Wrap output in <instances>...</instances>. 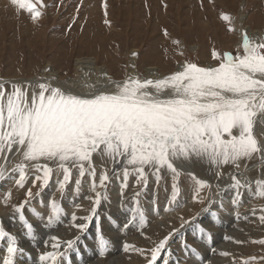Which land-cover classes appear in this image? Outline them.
I'll list each match as a JSON object with an SVG mask.
<instances>
[{
	"label": "snow or ice",
	"instance_id": "1",
	"mask_svg": "<svg viewBox=\"0 0 264 264\" xmlns=\"http://www.w3.org/2000/svg\"><path fill=\"white\" fill-rule=\"evenodd\" d=\"M37 3L42 4V0ZM11 4L19 10H26L33 22L42 16L32 0H11ZM221 18L228 22L230 31H235L229 14L222 13ZM212 58L215 63L209 65L178 62L176 70L160 78H145L139 74L128 75L122 80L109 78L107 86L97 87L89 93L69 90L55 77L37 84L0 81V154H5V160L8 159L6 153L14 152L21 157L11 169L19 173L15 183L23 187L27 169L31 166L40 173L35 176L33 184L40 181L43 188L50 182L54 165L57 170H62L63 179L58 181V190L63 192L73 168L78 170L80 177L85 173L95 177L93 157L98 155L109 157L114 163H123L122 193L130 172L136 174L137 184L143 183L146 187V169L159 183L160 172L166 168L172 173L171 195L175 201L180 176L174 163L177 160L207 158L213 165L221 166L254 154H260L264 159V142L258 140L253 131L258 116L264 122V41L254 42L244 30L242 45L235 54L213 49ZM5 83L11 85L10 90L5 88ZM3 178L4 168L0 166V179ZM108 179L107 172H104L100 186H105ZM231 179V188L235 190L232 203L236 205L241 199L239 190L249 188L250 184H242L236 175ZM196 182L199 186H207L205 181ZM80 184L81 180L77 179V193ZM256 185L258 195L264 197V180H257ZM95 189L93 179L92 190ZM26 196H33L31 189ZM88 199L92 200L89 214L77 217L74 212L71 219L78 232H85L90 223H95L100 254L103 255L109 241L104 238L100 224L98 208L102 197L97 192L95 199ZM27 202L26 199L15 206V211L20 213L19 219L31 238L33 225L23 215ZM50 206L52 214L47 221L52 224L60 219L63 209L54 200L50 201ZM132 211L133 218L127 220L123 228L128 229L138 214L143 229L145 214L138 201ZM78 219L83 222L76 223ZM198 219V215L191 220L182 219L180 227ZM259 219L264 223V215ZM197 228L199 233L211 239L210 231L203 225L198 224ZM178 231L173 228L158 242H153L154 246L149 249L137 248L127 241L123 248L139 252L145 257L146 264H170L172 250L168 243ZM5 239L6 253L0 257V262L16 264L17 254L25 250L18 247L17 236L6 231L0 222V241ZM49 239L52 251L39 255L42 264H72L69 253L80 251L81 236L74 235L67 240L51 236ZM44 243L47 247L49 241ZM259 243L264 244V239ZM181 248L191 253L197 251L186 238L182 240ZM256 259L250 257L244 264H251ZM259 259L264 260V257Z\"/></svg>",
	"mask_w": 264,
	"mask_h": 264
},
{
	"label": "rangeland",
	"instance_id": "2",
	"mask_svg": "<svg viewBox=\"0 0 264 264\" xmlns=\"http://www.w3.org/2000/svg\"><path fill=\"white\" fill-rule=\"evenodd\" d=\"M32 2L42 12V16L37 22L32 21L26 10H19L17 6L12 5L11 0H0V80L5 82L27 84L26 80L41 75L40 72L46 65H51L53 70L62 78L71 77L73 75V61L81 56L93 57L96 63L105 65L108 68L111 78L122 80L127 76L126 62L130 51L137 53L134 56L136 57L134 63L142 77H145L143 70L146 66H156L161 74L165 75L174 71L178 62L190 61L201 65L214 64L213 49L221 53L231 51L235 54L242 45L239 32L229 30L228 22L221 18L222 13H227L232 17L235 29L240 21L239 16L243 13L245 18L242 19L241 23L244 26L253 31L264 33V0H42V4L37 3V0H32ZM176 41H179V43H175ZM194 45H196V50L191 51L189 47ZM5 88L10 90L11 85L5 83ZM2 156L3 154H0V158ZM258 156V154H254L250 158H241L236 163L230 162L227 169H232L241 160L243 164L247 165L245 167L254 165L259 161ZM20 159L21 157L16 154L15 162L11 166L6 165L4 178L0 179V216L2 214L6 215L5 221L10 226L13 225L11 226L13 232L17 230L14 224L22 222L19 219L20 213L15 211V206L26 199L28 200L23 208V215L27 220L32 221L35 229V225L40 224V219H45L43 215L52 214L51 206L49 210L41 208L40 203L46 197L42 196L43 191L49 194L44 199L45 203L48 200L49 203L54 200L62 209H66L68 204L72 206L71 209H77L75 206L81 205V202L85 200L82 199L85 192L88 193V196L95 192L92 190L94 179L96 187L98 186L101 189L102 198L110 193V196H119L120 194L128 196L134 190H137L127 201L134 202L135 208L138 201L140 209L144 214H147L145 220L150 221L152 224L161 219L157 210H160L162 206L165 210L170 208L167 214L171 218L174 217L172 220L175 222V225L171 226L172 229H183L184 232L179 238H175L173 235L168 243V248L172 250L171 257L177 255V258L179 257V260H181L180 264H195V261H197V264H205L206 262L210 264H244V261L249 260L250 257L257 258L251 261V264H264V260L259 259L264 257V244L259 243L260 240L264 239V223L259 219L261 215H264V197L258 195L256 183L253 189L249 187L248 189L239 190L241 199L236 205L232 203L235 190L228 187V185L222 187L224 190L222 203L226 202V207L221 206L222 211L214 210L217 213L216 216L206 214L204 219L186 224L183 228H180L182 219L191 220L192 217L197 215L200 207L206 204V202H203L204 197L210 189L206 180L198 177L194 179L192 173L180 174L178 179L179 194L175 201L172 200L171 195L172 174L163 179L162 170L159 183H157L155 175L153 179L148 176L146 187L143 183L137 184L136 174L130 172L127 187L124 188L122 193L121 188L124 183L123 167L116 178V181L120 183V186H117L115 175L108 173V168L94 165L96 172L94 178L88 173L80 177L79 173L74 175L72 172L69 183L65 185L63 192H61L58 190V181L63 179V173L62 170H57L54 165V171L47 186L41 188L40 181L33 184L35 176L40 173L31 166L27 169V179L23 187L17 185L15 181L19 178V173L18 171L12 172L11 169L20 162ZM107 160L111 162V159L107 158ZM216 167L220 168L219 166ZM259 168H261L260 165ZM76 171L78 170L76 169ZM104 172H107L109 179L105 181V186L101 187V176L99 175ZM251 177L257 181L259 175L254 172ZM77 179L81 180L78 193ZM215 179H220L219 175ZM197 180L205 181L207 186H199ZM86 181H89V186L85 184ZM223 181L225 179H222L220 183L222 184ZM28 189H31L33 193L30 198L26 196ZM156 190L157 202L159 203H156L155 211L149 200ZM137 193H139V196H136ZM6 197L7 202H5ZM39 198L41 199L37 202ZM69 199L71 202H68ZM188 203L192 204V207L188 208L186 212L182 209V206ZM43 205L46 206L47 204ZM111 206L114 207L116 204L113 203L107 206L106 210L104 209L99 214L106 213L107 217L111 218L114 216L113 213H110ZM172 207L173 210H171ZM71 209L69 208L66 212L69 213ZM83 209L81 206L78 208L79 211ZM119 209L125 212L123 208L116 207V210L119 211ZM210 209L215 208L210 207ZM243 209L244 211H242ZM126 213H128L127 210ZM237 213L240 215L238 218ZM132 214V211H129L127 215L122 214L119 223L114 225L113 232L109 233L103 226L101 227L104 238L109 241L103 255L100 254L97 237L95 236L94 240L88 237L83 241L84 232H81L79 235L82 243L79 248L82 249L80 248L77 256L71 253L72 256L69 253L71 258L77 260L79 255L78 264H84L81 254L87 253L85 255L86 261L91 258L93 261L99 260L101 262L102 260V263H108L112 259L115 260L117 257H121L122 264H146L145 257L139 252L136 263L131 258L135 251L123 253L125 241L133 244L132 240H134L133 245L141 248L138 238L141 236H139V232L143 230L135 227L138 223L133 220L135 226L132 224V227L130 226L128 229L122 227L127 220L132 219L134 216ZM137 215L134 219L139 218V215ZM64 224H66L65 221L61 223V226L48 232H43L40 226L38 227L43 237L46 235L55 236ZM198 224L203 225L210 231L215 244H209L210 242L207 239H205L206 241L202 239L197 228ZM92 225L95 226L93 223ZM192 225L195 226L192 227ZM238 226L249 232L247 239L241 240L245 233L242 236L240 232L244 230L238 229ZM189 227H192V229H189L191 232L186 234L184 230H188ZM213 228L217 229L214 230ZM16 232V236L18 235L17 240L24 242L20 248H23L25 252L18 253L15 260L23 255L32 258V261L35 262L39 259L41 253L38 251L39 246H36L34 234L30 238L26 233L27 230H17ZM87 232H89L88 235L92 234L91 230L87 229L85 233ZM239 233L240 235H237ZM112 235L119 236L117 243L111 241ZM163 236L160 238L162 239ZM225 237H231L232 239H226ZM67 238L72 237H65L63 240H67ZM185 238L190 245L197 249L198 255L181 248L180 245ZM44 239L41 238L43 241ZM115 244H117V247L113 246ZM153 246L154 243L150 242L147 249ZM231 246L236 247L233 249ZM6 247L7 240L0 241V257L6 253ZM89 247L92 249H89ZM224 253H228V255ZM192 255H195V257Z\"/></svg>",
	"mask_w": 264,
	"mask_h": 264
},
{
	"label": "bare ground",
	"instance_id": "3",
	"mask_svg": "<svg viewBox=\"0 0 264 264\" xmlns=\"http://www.w3.org/2000/svg\"><path fill=\"white\" fill-rule=\"evenodd\" d=\"M239 18H240V21L237 23L235 30H237V32H239L240 36L242 35V32L244 30H247L249 37L254 42H256V41L257 42H261V41L264 40V33H262L261 31H258V32L257 31H253L249 27L244 26L241 23V21H243L242 19L245 18V15L243 13H241V15L239 16ZM189 49L191 51L196 50V45L190 46ZM133 53H135V51H130V54H129L128 59H127V62H126L127 63L126 64L127 65L126 66L127 76L128 75H137V74H139L138 71H137V66H135V63H134L135 60H136V57H134ZM177 67H178V65H177ZM46 69H48L49 71H46ZM143 71H144L145 78H160V77L163 76L161 74V72L159 71V68L156 67V66H146ZM109 72L110 71L108 70V68L105 65L96 63L95 62V59L93 57L81 56V57L75 58L74 61H73V75H71V77L68 76L66 78H62V77H60L58 75L57 72H55L53 70V68H52L51 65H46L45 68L40 72L41 75H36L32 79H27L26 82L27 83H35V82H38L39 83V82H43V81H45V80H47V79H49L51 77H55L60 83H62L69 90H75V91L81 92V93H89V92L95 91L97 87L107 86L109 84V78H111ZM111 79L112 80H115L113 78H111ZM0 81H4V80H0ZM253 131H254L255 137L258 140H260V141L263 139V141H261V142H264V122H261V118L259 116L257 118L256 124L254 125V130ZM4 155L5 154H3L2 158H0V166H2L4 169H6L5 168L6 165L11 166L15 162L14 159H15L16 153H14V152L13 153H6V155L8 157L7 160L4 159ZM258 155L259 156L257 158L259 159V161L256 164L251 165L249 167H245L247 165L243 164V161L241 160L238 163V167L236 165L235 167H233L232 169H229V170L227 168L229 167L230 162L227 163V164L221 165V166H219L220 168H218V167H216V165H213L207 158L201 159V158L193 157V158H191L189 160H183V159H181V160H177V161L174 162L175 165H176V167H177V169L180 171V174H183L185 172L192 173V174H194L195 178L198 177V178H201V179L206 180L207 181V184L210 187L209 192H208L207 195H205L204 201H203V202H206V204L204 206H201V207L199 206L200 209L198 210V213H197L199 219L196 222H198L199 220L204 219L205 218L204 216L206 214L211 215L213 212H215L214 210H216V211H222V209H223V208H221L222 205H224L226 207V205H225L226 202L225 203H222L223 202L222 200L224 199L223 198V192H224V190H223L222 187H225V186L228 185V187L231 188V185L233 183L231 177L233 175H236L237 178L241 180V183L242 184H244L246 182L249 183L250 184V187L252 189H253V186H255L254 184L256 183L255 179L251 177V175L254 172L258 173V175H259L258 180H264V159L261 158L260 154H258ZM107 158H109V157L101 158L100 156L95 155L93 157V163H94V165H98L100 167L108 168V171L107 172L110 173L111 175H115L114 178H115V181H116L117 180L116 178L118 176V173L121 170V168L123 167V165H122V163L121 164L120 163H114L112 161V159L109 158V159H111V162H110L109 160H107ZM259 165L261 166V168H259ZM230 167H232V166H230ZM162 171H163V174H162L163 179H166L167 177H169L172 174L166 168L165 169H162ZM72 172H73L74 175H76L77 173H79L78 171H76V168H73ZM146 172H148V176L149 177H152V179H153V176L154 175L152 174V172L149 171L148 169H146ZM217 175H219L220 179H215ZM99 176H101V175H99ZM222 179L223 180L225 179V181H223V183L221 184L220 181ZM116 183H117V186H120L119 181H116ZM85 184L89 186V181H86ZM241 189H248V188H241ZM100 190L101 189L97 186L96 189H95V192L93 194H91V195L88 196L87 195L88 193H86V192L84 193V195L82 196V199H85V200L82 201L81 202V205H80L81 208H84L82 211H79L78 208L77 209H75V208L74 209H71L72 206L67 203L68 206L66 207V209H63V211L60 214V219L58 221H55L54 223L49 224L48 221H47V217L49 215H51V214H45V215H43L45 217V219H43V220L40 219V224L37 222L38 223V226H40V228H41V230L43 232H48V231H50V230H52L54 228H57V227L61 226V223H63L65 221L66 224L63 225L64 227L62 226L60 228L59 233L58 234L56 233L55 236H58L61 240H63V238H65V237H72L73 238L74 235H79L81 232H78L77 229L73 226V222H72V219H71L72 214L75 212V214H76L77 217H84V216L88 215L89 212H90V208L92 207V200H89L88 197H92L93 199H95L96 193L97 192L101 193ZM112 191H114V189H112ZM207 191H208V189H207ZM136 192H137V190L136 191L134 190V192L131 193L128 196H124L123 194H120L119 196L118 195H112V196H110L111 195V193H110L107 196H105V197H107V199H103L102 198L101 205L98 208V211L99 212L104 211V209L106 210V207L112 205L113 203L116 204V206H114V207L111 206L112 207V210H110V213H113V215H114L111 218H108L106 213L105 214L103 213L104 216L103 215H100V217H101V219H100L101 227L103 226L107 231H109V233L110 232H113L114 231V228L113 227H114V225H117V223H119L120 218L122 217V214H126L127 215V214H129V211H132L133 208H135L134 202H130V201H127V200H128V198L132 194H135ZM156 193H157V190L152 195L153 197L149 200L150 203H151V205H152V207H154L153 210H155V211H156V206H157L156 203H159V202H157V198L158 197H157V194ZM42 196L48 197L49 194L47 192H44L43 191L42 192ZM46 197L42 199V202L40 201L41 202L40 205H41V208L49 210V208H50V203L48 202L49 200L46 201L47 203H45V200H44V199H46ZM40 199L41 198L37 199V202H39ZM146 201H148V200H146ZM68 202H71L70 199L68 200ZM43 204H47V205L45 206ZM242 204H243V201H242ZM164 205H165V203H164ZM191 205H190V203H188L187 205L182 206V209L187 212L188 211V208L190 209L192 207ZM116 207L123 208L125 210V212L124 211H120V209H119V211L116 210ZM210 207L211 208L213 207L215 209L211 210ZM69 208L71 209V211H69V213H67L66 211L69 210ZM173 209L174 208L172 207L171 210H173ZM204 209H209V210L208 211H204ZM126 210L128 211V213H126ZM169 210H170V208H168L167 210H165L163 208V206H162V208H160V210H157V212L160 215L161 219H159L157 222H155L153 224L150 221H146L145 226H144L143 229L140 228L139 218L138 219H134V221L137 222L138 225H136V226L134 224L133 225L135 227H137L138 229L143 230V231H140L139 232V236L140 235L141 236L138 238V240H140V241H138L139 242V245L141 246L140 249H143L145 245H146V247L144 249H147V246L149 245L150 242H158V240L161 239L160 237H162L163 235H167L168 232L172 231L171 230L172 229L171 226L175 225V222L172 220V218H174V217L171 218V217H169L170 215L167 214ZM248 210H250V209H248ZM225 211H227V210H225ZM242 211H244V209ZM246 212H247V210H246ZM67 214L69 215V217H67L68 216ZM145 215H147V214H145ZM5 216H6L5 214H2L0 216V222H2V225H3V227L5 228L6 231H8V232H10V233H12L14 235H16V233H17L16 231L17 230H20V231L21 230H25V231L27 230L26 227L24 226L23 222H21L20 224H16V223L14 224L15 229H17V230L16 231L14 230L15 232H13L12 231V228H11V226H13V225L10 226L5 221ZM67 218H69V219H67ZM124 218H126V217H124ZM36 219H37V217H36ZM28 221L33 225V223H32L31 220H28ZM123 221H124V219H123ZM80 222H83V221H81L79 219L76 221V223H80ZM200 222H202V221H200ZM92 223L95 224L94 222H92ZM92 223H91V225L88 228V230H91L92 234L91 235H88L89 232H87V233L84 232V234L82 236L83 237V239H82L83 241L85 239H87L88 237L91 238V239H93V240L95 239V236H96V228H95V226L92 225ZM38 226L35 225L36 228L34 229V233H33L34 234V239L36 238V243H37L36 246H39V250L38 251H40V253H43L45 251H52V248H51V243L52 242L49 239L52 235L51 236L46 235L45 237H43L42 236V233L39 231L40 228ZM194 226L192 225V227H194ZM122 227H123V225H122ZM192 227H189L188 230L189 229H192ZM237 228L238 229L239 228L242 229V227H240V226H238ZM176 229H178V228H176ZM213 229L216 230L217 228L216 229L213 228ZM182 230L179 229V231L176 234H174L175 238H179L180 236H182V234L184 233ZM188 230L187 229L184 230L186 232V234H190L191 230H189V231ZM242 230H244V231H242L240 233H241L242 236L245 233V236L241 237V240H243L244 238L247 239L248 238V235H249V232L246 229H242ZM142 232H143V234H142ZM240 233L237 234V235H240ZM201 236H202V239L203 240L207 239V241L210 242L209 244H215L214 239L212 240V238H211L209 240L207 238V236L204 235V234H201ZM17 237H18V235H17ZM118 237H119L118 235L117 236L116 235H112L111 241L117 243V241H118L117 238ZM41 238H45L44 241L45 240H48L49 241L47 247L45 246V243H44L43 240H41ZM72 238H70V239H72ZM134 238H136V237H134ZM17 241H18V246L19 247L20 246H23V243L24 242L22 240H17ZM132 242L134 244V240H132ZM90 244H92V243L90 242ZM113 246L114 247H117V244H115ZM231 247L233 249H235L236 246H231ZM28 249H30V248H28ZM89 249H92V248L89 247ZM113 250H115V249H113ZM93 251L95 252V250H93ZM131 251L132 250H129V251H125L124 250L123 253H125V252H131ZM71 253L72 254H76V256L78 254V252H70V254ZM194 254L195 255H198V252H195ZM81 255L83 256L84 264H122L121 263L122 262L121 261V257H117L115 260L112 259L108 263H102V260H101V262L99 260H94L93 261V260H91V258H90L89 261H86L85 255H87V253H82ZM165 255H166V253H165ZM195 255H192V256L195 257ZM79 257L80 256L78 255V257H77L78 259L77 260L71 258L72 259V264H78ZM196 257H198V256H196ZM131 258L136 263V261H138V252L135 251V254ZM16 260H17L16 261L17 264H42V262L39 259H37L34 262V261H32V258L25 257L23 255L21 257L19 256ZM73 260H74V262H73ZM199 260H200V258H199ZM180 261L181 260H179V257L177 258V255H176V257L174 256V257H171L170 258V264H180ZM87 262H89V263H87ZM195 264H197V261H195ZM205 264H210V263L209 262H206Z\"/></svg>",
	"mask_w": 264,
	"mask_h": 264
},
{
	"label": "built area",
	"instance_id": "4",
	"mask_svg": "<svg viewBox=\"0 0 264 264\" xmlns=\"http://www.w3.org/2000/svg\"><path fill=\"white\" fill-rule=\"evenodd\" d=\"M241 39H242V35H241Z\"/></svg>",
	"mask_w": 264,
	"mask_h": 264
}]
</instances>
